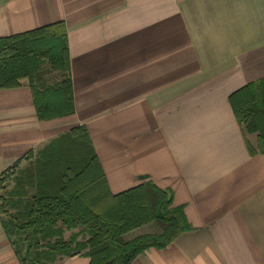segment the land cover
<instances>
[{
    "label": "crops",
    "instance_id": "0c3cea01",
    "mask_svg": "<svg viewBox=\"0 0 264 264\" xmlns=\"http://www.w3.org/2000/svg\"><path fill=\"white\" fill-rule=\"evenodd\" d=\"M59 22L74 112L40 122L26 80L0 90V176L83 126L110 197L151 183L191 228L130 264H264V156L229 104L264 79V0H0V38Z\"/></svg>",
    "mask_w": 264,
    "mask_h": 264
},
{
    "label": "trees",
    "instance_id": "16d2710c",
    "mask_svg": "<svg viewBox=\"0 0 264 264\" xmlns=\"http://www.w3.org/2000/svg\"><path fill=\"white\" fill-rule=\"evenodd\" d=\"M65 30L59 22L0 38V90L26 80L40 122L74 112ZM52 72L61 81L49 85L46 75ZM229 104L242 132L256 134L255 148L247 145L250 154L264 156V79L230 95ZM93 151L86 128L73 127L50 140L23 168L6 171L13 169L7 174L12 186L0 196V222L21 264H53L79 254L89 264H130L191 230L183 209L172 206L170 192L151 183L110 197L102 189ZM148 223L157 224L159 232L125 237ZM73 229L78 231L64 239L65 231Z\"/></svg>",
    "mask_w": 264,
    "mask_h": 264
},
{
    "label": "rangeland",
    "instance_id": "374dc122",
    "mask_svg": "<svg viewBox=\"0 0 264 264\" xmlns=\"http://www.w3.org/2000/svg\"><path fill=\"white\" fill-rule=\"evenodd\" d=\"M47 78V84L49 85H54L57 81H61L60 78V74L58 72H52L50 74L46 75ZM252 135V134H251ZM28 162H23L19 165H17L14 169L15 170H19L21 168H23L24 166L27 165ZM12 169V170H13ZM12 170H10L9 172L4 173L2 176H0V196L4 195L8 190H10L11 186H12V177L8 176L7 174L10 173ZM13 176V173H12ZM1 218H6L5 216H1ZM159 227L157 226V224L155 223H148L146 225H143L137 229H135L132 232H129L128 234H126V238L127 239H132L134 237H137L139 235H147V234H155L159 232ZM78 231V229H73L70 231H65L64 233V239H67L70 235L69 234H75ZM85 237V236H84ZM83 235L80 234V236L78 237V240H82Z\"/></svg>",
    "mask_w": 264,
    "mask_h": 264
}]
</instances>
